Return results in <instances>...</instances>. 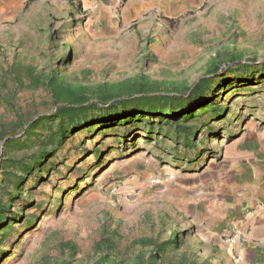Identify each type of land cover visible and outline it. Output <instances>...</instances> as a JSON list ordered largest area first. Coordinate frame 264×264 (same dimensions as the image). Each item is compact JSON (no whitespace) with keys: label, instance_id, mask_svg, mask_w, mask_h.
Segmentation results:
<instances>
[{"label":"rangeland","instance_id":"1","mask_svg":"<svg viewBox=\"0 0 264 264\" xmlns=\"http://www.w3.org/2000/svg\"><path fill=\"white\" fill-rule=\"evenodd\" d=\"M57 3L31 0L19 20L0 25V197L18 193L5 219L13 228L0 232L9 231L0 264H239L228 232L213 236L200 224L217 190L263 167L264 77L234 82L235 71H225L264 66V0H206L172 19L145 13L110 35L94 4ZM215 65L223 74L211 99L221 117L180 122L197 129L195 146L176 142L174 125L158 122L148 133L141 122L119 132L97 124L74 129L60 148L48 142L43 171L30 177L11 167L12 180L2 181L4 161H30L59 120L38 134L30 125L72 104L71 93L93 103L143 83L186 94ZM53 79L71 91L56 95ZM11 139L19 145L6 146ZM67 241L78 246L75 256Z\"/></svg>","mask_w":264,"mask_h":264},{"label":"trees","instance_id":"2","mask_svg":"<svg viewBox=\"0 0 264 264\" xmlns=\"http://www.w3.org/2000/svg\"><path fill=\"white\" fill-rule=\"evenodd\" d=\"M220 71V65H215L208 75L203 76L200 80L192 86L186 94H165L154 93L145 88L143 83H135L134 92L126 95L117 94H101L96 102L88 103V97L84 94L73 95L72 104H66L58 108L54 113L50 115H44L34 121L27 132L30 134H38L35 129L47 126L51 121L59 120L56 128L48 125L51 131L46 140L38 139V142L42 143L41 150L30 157V161L24 158H8L4 161L1 169L3 170L5 178L2 181L12 180L13 171L11 167L18 168L25 172L28 176H32L36 171H43V168L48 163L47 155L50 153L48 150V142L56 145L60 148L65 144L67 136L74 129H87L91 131V126L97 124H104L105 127L114 129L121 128L117 131H127L132 127H135L138 122L146 125L148 133L153 132L155 125L160 122L162 125H174L175 136L174 139L179 144V137H183L182 144L185 148H191L195 146L193 139L197 133V129L191 125H184L181 121L187 122L194 120L199 116H216L221 117V108L217 105L216 101L211 99L217 93L216 79L219 78L223 72ZM235 74L232 80L237 82L238 80L256 79L257 75L264 77V66H258L256 64H236L234 68H229L225 71L227 75L230 72ZM228 76V75H227ZM52 91L56 95L62 94L63 91H71L68 87L64 88L61 84L54 79L50 85ZM211 128L206 123V127ZM207 127V129H208ZM208 129V130H209ZM126 135V133H124ZM148 135L147 138H150ZM19 145V140H8L6 146L12 147L14 144ZM56 147V148H57ZM24 176H20L19 181H16L15 187L18 189ZM18 193H11L8 201H4L3 197H0V232L6 228L12 229L13 226L10 223H5L10 216V205L16 200ZM10 214V215H9ZM9 234L7 230L0 239H5ZM110 240V239H108ZM171 243H175V240H171ZM72 256L78 253V246L73 241H67L64 243ZM64 264H72L70 261H66Z\"/></svg>","mask_w":264,"mask_h":264},{"label":"crops","instance_id":"3","mask_svg":"<svg viewBox=\"0 0 264 264\" xmlns=\"http://www.w3.org/2000/svg\"><path fill=\"white\" fill-rule=\"evenodd\" d=\"M29 1L0 0V25L19 20ZM81 1L97 6V20L104 27L102 33L110 35L111 32L117 34L119 26L130 27L142 14L172 19L202 6L206 0ZM54 3L57 6V0ZM244 174L246 177L242 178L241 184L236 183L225 192L224 189L216 191L208 206L210 212L204 218L206 223L202 222L200 226L204 232L217 237L228 232V250H233L239 264H264V163L263 167L245 168ZM199 220L203 221L202 218Z\"/></svg>","mask_w":264,"mask_h":264}]
</instances>
